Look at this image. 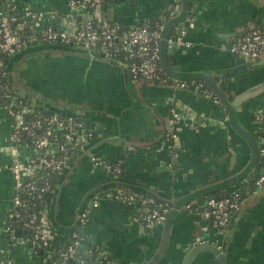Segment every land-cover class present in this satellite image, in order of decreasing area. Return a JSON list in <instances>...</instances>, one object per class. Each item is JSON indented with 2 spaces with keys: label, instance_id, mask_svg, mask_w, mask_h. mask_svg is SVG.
I'll list each match as a JSON object with an SVG mask.
<instances>
[{
  "label": "crops",
  "instance_id": "0c3cea01",
  "mask_svg": "<svg viewBox=\"0 0 264 264\" xmlns=\"http://www.w3.org/2000/svg\"><path fill=\"white\" fill-rule=\"evenodd\" d=\"M68 1L0 0V8L6 5L2 13L13 6L20 13L29 9L44 12L61 26L69 13ZM183 1L105 0L100 13L124 29L160 19L170 22L175 17L168 31L173 42L178 25L185 23L186 31L175 41L176 51L168 43L164 59L178 69L174 73L179 76L223 74L215 76L214 82L229 87L234 97L230 104L241 94L262 87L263 92L235 108L239 124L256 139V160L249 143L230 124L228 110L225 113L196 87L181 89L136 80L120 63L103 62L76 48L66 52L56 45L29 47L8 62V80L18 95L49 112L54 104L66 113L79 111L84 122L89 119L95 125L91 128L85 122L95 133L89 147L92 155L72 159L62 184L56 187L59 194L54 193L46 206L57 237L72 241L74 231L81 232L77 249L81 264H107L108 260L148 264L157 254L163 226L147 230L137 223L134 206L108 196L119 190L153 194L157 201L178 208L166 252L156 264H182L191 246L198 244L221 248L226 264H264V187L259 194L252 193L254 181L264 173V123L255 120L256 113L264 109V63L236 64L238 56L228 48L247 30L255 26L264 30V0H189L187 8ZM178 4L182 9L176 20ZM184 10L191 20L181 18ZM58 60L75 75H90L89 88L56 79L50 63ZM174 111L182 114L176 122H172ZM197 117L204 119L202 125ZM12 130L13 118L0 104V260L48 264L54 250L38 252L32 246L15 244L5 231L15 193L9 172ZM28 154L23 150L25 157ZM118 162L121 177L108 169ZM123 178L140 180L146 187L128 184ZM235 192L243 195V204L228 228L220 232L199 210L207 195L223 198ZM97 197L98 206L91 207ZM187 205L194 209L188 210ZM87 208L89 222L81 229L80 218ZM190 264L217 261L202 252Z\"/></svg>",
  "mask_w": 264,
  "mask_h": 264
},
{
  "label": "built area",
  "instance_id": "2783aa9c",
  "mask_svg": "<svg viewBox=\"0 0 264 264\" xmlns=\"http://www.w3.org/2000/svg\"><path fill=\"white\" fill-rule=\"evenodd\" d=\"M104 1L69 0V13L63 24L57 28L52 27V23L56 22L54 18H49L44 12L29 9L20 13L13 6L0 14V97L4 100L1 103L2 107L13 118L12 162L9 167L15 182L13 209L22 206L24 195L42 199L54 192L49 182L40 184L37 176L42 174V177L47 179L51 175H62L72 158L70 154L83 152L85 146L93 139L94 132L82 119L58 113L45 114L40 109L37 110L34 104H24V101L13 90L15 94L12 93L3 82L6 57H11L32 45H72L122 64L136 80L167 84L162 82L163 68L160 67V43L164 25L158 23L153 29L147 26H133L121 30L118 24L101 15L100 8ZM19 18L23 22H19ZM25 30L27 33L24 36ZM173 43L177 42L170 41L171 45ZM232 51L251 59L264 57V30L258 27L251 28L233 42ZM169 86L188 88L183 81L176 83L173 81ZM213 100L220 105V101ZM188 112L194 115L192 110L188 109ZM181 118L180 112H173L172 122ZM197 119L202 125L204 119L202 117ZM255 120L259 124L264 123V109L256 113ZM25 137L30 138V145ZM23 150L29 152L28 156L23 155ZM94 162L99 164L97 160ZM108 169L110 171V168ZM115 172L118 173L119 169ZM263 187L264 173L254 181L252 193L259 194ZM108 196L127 206H134V220L147 230L163 226L171 208L168 204H159L155 198L141 197L122 190L110 192ZM98 201L99 197L92 201L91 207H97ZM242 204V195L236 193L219 199L207 198L199 211L212 221L218 231L224 232ZM44 207L39 214L33 215L31 231L25 236L17 237L14 232L10 233L13 243L32 246L35 249L50 246L57 235L49 223L47 207ZM186 208L190 210L191 205H187ZM14 216L15 213L12 211L8 215L9 219ZM88 222L87 208L81 215L80 223ZM5 231L6 233L11 231L8 224ZM74 237L73 235L71 242L75 247H70L68 253L64 254L65 260L78 252L76 246L78 247L79 241H75ZM106 263L116 264L110 260ZM0 264L13 262L0 260Z\"/></svg>",
  "mask_w": 264,
  "mask_h": 264
},
{
  "label": "water",
  "instance_id": "95a60500",
  "mask_svg": "<svg viewBox=\"0 0 264 264\" xmlns=\"http://www.w3.org/2000/svg\"><path fill=\"white\" fill-rule=\"evenodd\" d=\"M113 1H116V0H113ZM184 3V7L187 8L188 6V3H189V0H184L183 1ZM175 16H176V20L178 19V17L181 15L180 11L182 9V5L178 4L175 6ZM2 10H6V5H3L2 8H0V12H2ZM186 10H184L182 13V16L181 18H185L186 20L187 19H192V17H188L185 13ZM171 21L170 22H167L165 25H164V28H163V32H162V40H161V43H160V57H161V64H162V68L163 70L166 72V74L174 81V83L178 82V81H184V80H202V81H205L207 82V84L216 92L218 98L220 99V101L222 102V104L224 105V107L228 110L229 112V116H230V124L233 126V128L236 130V132L241 135L248 143L249 145L251 146L252 150H253V159H257L258 156H257V142H256V139L251 135L249 134L238 122V120L235 118V108L239 105H241L243 102L247 101L248 99L260 94L261 92H263V88L262 87H259L257 89H253V90H249L243 94H241L240 96H238L234 102L232 104H230L227 99L225 98V96L223 95L222 91L219 89V87L217 86V84H215L214 82V77H224L223 74H217L213 77L212 75L210 74H207V73H195L191 76H179L177 74L174 73V70H178V69H175V68H171L167 62V60L164 59V52H165V48L167 46L168 43H170L169 39H170V35L168 33V31L170 30V28L172 26H174V20H175V17L170 19ZM179 26V31H178V34L176 36H174V41H176L178 38L182 37V32L186 31L187 29V26L186 24H181V25H178ZM256 27V26H255ZM250 30V29H249ZM249 30H247L246 32H248ZM245 32V33H246ZM57 46V45H56ZM58 49L62 50L64 49V51H71L72 48H75L73 47L72 45L70 46H67V47H63L62 45H58L57 47ZM66 48V49H65ZM176 43H173L172 44V50L173 51H176ZM228 48L232 51V46L229 45ZM76 50H79V51H82V52H85V53H88L91 57L95 58V59H100L102 60L103 62H113V63H117L116 61H111V60H106L102 55H99L97 53H94V52H88L86 50H83V49H79V48H76ZM232 55L234 57L238 56L237 59H236V64H241V65H247L248 63H251V65L253 64H262L264 63V57H259V58H254V59H251L249 57H244V56H239L237 55L236 53H234L232 51ZM129 75L132 77V73L129 72ZM150 84H159V83H152V82H149ZM164 85H167V84H164ZM199 90V89H197ZM16 93V92H15ZM39 109H42L41 107H39ZM53 109L51 112L53 113H58L62 116H66V117H72V118H77V119H83L82 116H80V112L77 111V113H66V112H63V107L62 106H57V105H53ZM77 114V115H76ZM86 123H90V120L89 119H86L85 120ZM90 126L91 128H94L95 125L94 123H90ZM100 127L96 128V130L99 131ZM91 143L89 142L83 152L81 153H73L72 154V158L71 160L68 162V167L71 165V162H72V159H75L76 157H80L81 155L85 154L84 157L88 158L89 156L92 155L91 151H89V147H91ZM95 163V162H94ZM65 173H63L61 175V178H60V181L59 183L62 184L64 178H65ZM123 181L128 183V184H132V185H140V186H144L146 187V184L143 183L142 181H137V180H134V179H131V178H123ZM59 190H56L55 191V194H59ZM128 192H132V191H129ZM133 194H136L137 196H141V197H152V198H155L153 194H137L136 192H132ZM242 195V194H241ZM243 196V195H242ZM216 199H219L217 197H215ZM171 205V208H170V211L169 213L167 214V218H166V221L163 225V235H162V239H161V243H160V247H159V250L157 252V254L155 255L154 258L151 259V261L148 263V264H156L158 261L161 260V258L164 256L165 252H166V248H167V245H168V242H169V235H170V230H171V223H172V219H173V215L174 213L176 212V210L178 208H176L175 205ZM16 236L19 237L18 233H16ZM202 252H209L210 254H212L216 261H217V264H226V260H225V255L222 251L221 248L215 246V245H212V244H198V245H194V246H191L189 252L187 253V255L185 256L182 264H190L192 262V260L200 253ZM76 258L79 257V253H77L75 255Z\"/></svg>",
  "mask_w": 264,
  "mask_h": 264
},
{
  "label": "trees",
  "instance_id": "16d2710c",
  "mask_svg": "<svg viewBox=\"0 0 264 264\" xmlns=\"http://www.w3.org/2000/svg\"><path fill=\"white\" fill-rule=\"evenodd\" d=\"M23 20L21 18H19V22ZM167 22L166 19L164 20H158L156 22H148V23H145V24H141L139 26H147V27H150V28H155L156 25L158 23L160 24H165ZM52 27L53 28H57L58 25L56 24V22H53L52 23ZM28 26V25H26ZM120 26V25H119ZM258 28H260V26H258ZM120 29L123 30L124 28L122 26H120ZM27 33V31L25 30L23 32V35L25 36ZM33 46H42V47H47V46H51V45H32L30 47H33ZM55 46V45H53ZM58 46V45H57ZM63 47H67V46H63ZM11 59V57H6L5 58V77L3 78V82L4 84H6V86L8 87V89L14 93L12 90V87L9 83V80H8V71H7V65H8V62L9 60ZM160 67L162 69V64H160ZM161 78H162V82H165L167 83V85H171L173 83V80L166 74V72L162 69L161 71ZM184 83H186L188 85V87H196L199 89V93L204 96V97H208L210 99H216L218 101H220V99L218 98L216 92L204 81L202 80H184L183 81ZM217 84H218V87L219 89L222 91L223 95L225 96V98L227 99L228 102H232L233 101V95H232V92L231 90L229 89V87L224 83V82H221V81H217ZM15 94V93H14ZM16 95L18 97H20L23 101H24V104H28L30 105L25 98H23L22 96L18 95L16 93ZM4 100L2 99V97H0V104L3 103ZM223 111L225 113H227V110L226 108L224 107V105L222 104V102L220 101V105H219ZM37 110L38 107H37ZM41 112L45 113V114H51L53 112H49L47 110H44V109H40ZM27 118H30L27 116ZM95 137V133L93 134V139ZM25 140L27 141L28 145H30V138L29 137H25ZM169 144L170 145H173L172 144V139L169 135ZM70 157H72V153L70 154ZM124 159V155H122L121 157V160L123 161ZM121 163L118 162V163H112V164H109V168H110V171H111V174H113V176H117V177H121L122 176V173H123V170H122V167H121ZM116 169H119V172L116 173L115 170ZM55 177V178H54ZM37 178H39V182L40 184L41 183H44V182H49L50 185L54 188V190L56 191V187L58 185V182L61 178V175H51L49 176L47 179L46 178H43L42 177V174H39L37 176ZM54 192L52 193H49L47 194L46 196H44L42 199H37V198H34V197H27V196H23V204L22 206L20 207H16L14 209H12L11 211L15 213V216L11 219L8 220V225L11 229L10 232H7L10 236V233L14 232L13 234L16 235V233H18L19 237H23L25 236L28 232L31 231V219L33 217V215L35 214H39L40 211H43L44 210V206H47L50 201L52 200L53 196H54ZM116 192V191H115ZM118 192V191H117ZM240 194L239 192H235V193H232V194ZM231 194V195H232ZM230 194L228 196H231ZM214 196H211V195H207L205 198H213ZM215 198V197H214ZM159 204L161 202L157 201ZM44 205V206H43ZM164 205V204H163ZM194 209V205H191V209L190 210H193ZM198 209V208H196ZM10 211V212H11ZM84 226H86V224H81L80 223V228L82 229ZM73 235L75 236L74 239L75 241H79L80 242V238H81V232L80 231H77L75 230ZM70 247H75L73 245V243L71 241H68V238H65V237H56L55 240L52 241V243L50 244V246H41L40 248H36L38 249V252L40 250H43L44 252L47 251L48 249H52L55 251V256L52 260H50V262L48 264H51V263H57V264H81V260L78 258L75 257V255L72 257V258H68V259H64V254L68 253L69 251V248ZM76 248H78L76 246Z\"/></svg>",
  "mask_w": 264,
  "mask_h": 264
},
{
  "label": "rangeland",
  "instance_id": "374dc122",
  "mask_svg": "<svg viewBox=\"0 0 264 264\" xmlns=\"http://www.w3.org/2000/svg\"><path fill=\"white\" fill-rule=\"evenodd\" d=\"M61 66H63L64 68H62ZM60 66V60L54 63H50V67H51V71H52V75L55 76L56 79H61L64 82H69V83H75L76 86H78L79 88H89V82L91 79L90 75L89 78L87 77V75H75L72 73V70L70 69V67L65 66L62 64ZM66 68V69H65ZM85 77V78H84Z\"/></svg>",
  "mask_w": 264,
  "mask_h": 264
}]
</instances>
